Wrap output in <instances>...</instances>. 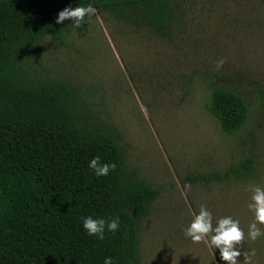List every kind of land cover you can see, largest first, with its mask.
I'll return each instance as SVG.
<instances>
[{
  "label": "rangeland",
  "instance_id": "rangeland-1",
  "mask_svg": "<svg viewBox=\"0 0 264 264\" xmlns=\"http://www.w3.org/2000/svg\"><path fill=\"white\" fill-rule=\"evenodd\" d=\"M170 1L179 18L164 35L134 10L95 8L62 40L35 43L22 65L36 79L75 86L83 112L118 141L126 177L158 189L139 221L137 264H226L219 249L184 234L201 205L213 224L239 220L238 264L251 249L254 264H264V236L247 237L249 185L264 189V0ZM216 86L249 107L233 134L207 108ZM247 158L251 172L225 175Z\"/></svg>",
  "mask_w": 264,
  "mask_h": 264
},
{
  "label": "trees",
  "instance_id": "trees-1",
  "mask_svg": "<svg viewBox=\"0 0 264 264\" xmlns=\"http://www.w3.org/2000/svg\"><path fill=\"white\" fill-rule=\"evenodd\" d=\"M89 4L117 16L134 10L159 35L179 18L170 0H0V264L140 262L139 221L158 189L126 177L118 141L83 112L75 86L36 79L21 62L44 36L62 40L75 27L56 23L59 11ZM207 108L229 134L249 117L240 94L221 86ZM96 156L115 170L97 177L88 166ZM252 168L247 158L225 175ZM88 216L119 218V228L100 240L83 228Z\"/></svg>",
  "mask_w": 264,
  "mask_h": 264
},
{
  "label": "clouds",
  "instance_id": "clouds-1",
  "mask_svg": "<svg viewBox=\"0 0 264 264\" xmlns=\"http://www.w3.org/2000/svg\"><path fill=\"white\" fill-rule=\"evenodd\" d=\"M96 13V9L91 5L65 7L59 11L56 23L63 24L65 20L74 22V26L80 27L85 21V17ZM224 61L220 62V65ZM219 66V65H218ZM88 166L94 170L97 177L107 176L110 170H115V163H101L99 156L94 157L89 161ZM252 192L251 202L248 208L254 214V221L249 224L247 237L252 241H256L261 236H264V231L259 225H264V189L257 185H249ZM83 219V228L90 236L98 237L100 240L105 238V228L108 231L115 233L119 228V218H113L109 221L104 219H94L88 216ZM186 237L191 238L193 243H205L209 248L219 249L220 258L226 264H238V257L241 256V251L237 250L238 245L245 241V232L240 227L239 220L233 219L231 216L219 218L213 224V215L205 205H201L198 213H193V219L190 224L184 229ZM256 255L255 249L250 252L243 253L245 264H254L253 257ZM104 264H113L111 257H106Z\"/></svg>",
  "mask_w": 264,
  "mask_h": 264
}]
</instances>
